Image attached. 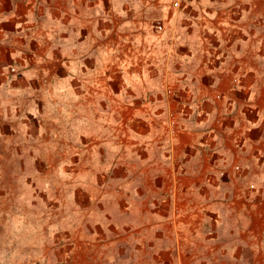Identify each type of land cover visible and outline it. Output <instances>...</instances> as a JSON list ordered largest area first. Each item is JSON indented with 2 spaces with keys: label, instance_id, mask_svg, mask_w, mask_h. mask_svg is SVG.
Segmentation results:
<instances>
[{
  "label": "crops",
  "instance_id": "obj_1",
  "mask_svg": "<svg viewBox=\"0 0 264 264\" xmlns=\"http://www.w3.org/2000/svg\"><path fill=\"white\" fill-rule=\"evenodd\" d=\"M203 1L225 3L227 46H208L193 73L185 58L173 59L165 76L140 61L143 77L160 73V84H175L164 98L158 89L126 90L128 74L121 91L111 89L115 76L93 74L101 34L107 46L120 44L110 24L100 25L98 0H0V126H101L109 131L100 142L113 134L126 136L125 147L140 142L143 158H168L171 168L121 178L126 189H135L128 178L139 180V193L157 199L179 194L169 220L177 258L264 264V0ZM123 24L127 58L133 39Z\"/></svg>",
  "mask_w": 264,
  "mask_h": 264
},
{
  "label": "rangeland",
  "instance_id": "obj_2",
  "mask_svg": "<svg viewBox=\"0 0 264 264\" xmlns=\"http://www.w3.org/2000/svg\"><path fill=\"white\" fill-rule=\"evenodd\" d=\"M174 1L98 0L100 25L110 24L120 44L107 46V35L101 34L93 74L115 76L112 90H123L124 79L131 77L128 91L163 92L175 84H160V73L143 77L140 61L153 62L152 68L165 76L173 59L185 58L187 71L193 73L202 66L208 46H227L225 29L233 20L224 18V2L181 0L178 8ZM124 22L133 39L127 58L121 38ZM68 102L72 114L75 101ZM23 104L27 107L26 97ZM73 125L0 126V264H188L187 258L173 254L178 248L169 223L172 199L177 205L179 194L157 199L139 193V180L128 178L135 189H126L121 178L124 173L154 174L164 164L169 169L168 158L162 164L159 155L143 158L140 142L125 147L124 135L100 142L97 135L107 137L106 127ZM219 262L212 258L206 263L223 264Z\"/></svg>",
  "mask_w": 264,
  "mask_h": 264
},
{
  "label": "built area",
  "instance_id": "obj_3",
  "mask_svg": "<svg viewBox=\"0 0 264 264\" xmlns=\"http://www.w3.org/2000/svg\"><path fill=\"white\" fill-rule=\"evenodd\" d=\"M180 1L181 0H175L173 2L174 6L180 8L181 7ZM12 71H15V69L13 68ZM168 93L169 94H173V91L171 89H169L168 90ZM217 97H220V95H217ZM170 125H171L172 128H175L176 127V120L174 119V117H173L172 114H171V119H170Z\"/></svg>",
  "mask_w": 264,
  "mask_h": 264
}]
</instances>
